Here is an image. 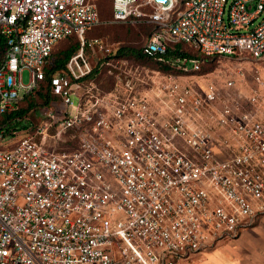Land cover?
Returning <instances> with one entry per match:
<instances>
[{
    "label": "built area",
    "instance_id": "2783aa9c",
    "mask_svg": "<svg viewBox=\"0 0 264 264\" xmlns=\"http://www.w3.org/2000/svg\"><path fill=\"white\" fill-rule=\"evenodd\" d=\"M112 9V21L154 24L148 53L184 40L204 55L264 59V0ZM99 21L98 0H0V116L45 79L58 40L80 38L51 76L62 108L28 131L0 124V264H183L264 213V92L247 95L234 77L182 81L116 51L93 64L84 51L101 40L86 30ZM96 68L113 75L110 87L89 77Z\"/></svg>",
    "mask_w": 264,
    "mask_h": 264
},
{
    "label": "rangeland",
    "instance_id": "374dc122",
    "mask_svg": "<svg viewBox=\"0 0 264 264\" xmlns=\"http://www.w3.org/2000/svg\"><path fill=\"white\" fill-rule=\"evenodd\" d=\"M99 8L100 21L86 37H98L101 43L97 44L94 49L86 48L84 51L85 55L90 58L93 64H96L100 57L110 55L113 51H116V54L122 58L135 61L130 57L120 55L118 49L121 46L133 48L143 46L146 43L147 37L150 35L151 26L147 21H142L143 23L141 24L132 20L112 21V0H99ZM75 41H77L76 37L62 39L56 44L54 52L67 48ZM102 46L104 48H102ZM186 47L192 52L196 51L190 44H186ZM182 74L183 75L180 77L182 81L194 83L198 79L202 85H206L207 81L210 79L223 81L228 77H234L236 80V88L245 92L247 95H253L257 89H259L260 92H264V86H261L255 77V75H261L264 83V59L256 60L241 56L216 55L210 57L209 60L201 66L200 71L184 72ZM22 79L26 83L30 81L29 69H24ZM50 90L51 89H49V91ZM24 93L25 90H21L23 97L19 101V106L27 107V98L33 99L35 102L34 105L28 109V118L32 120L33 127L45 120V113L49 107L54 106L58 109L62 108L61 97L56 98V101L50 103L49 100L42 99L38 96L36 91L30 92L28 96H24ZM75 134V131H71L64 136L67 139L73 140L71 141L73 146L76 145L77 142Z\"/></svg>",
    "mask_w": 264,
    "mask_h": 264
},
{
    "label": "trees",
    "instance_id": "16d2710c",
    "mask_svg": "<svg viewBox=\"0 0 264 264\" xmlns=\"http://www.w3.org/2000/svg\"><path fill=\"white\" fill-rule=\"evenodd\" d=\"M99 5V0H98ZM100 10V8H99ZM112 17H113V9H112ZM139 24L143 23L142 21L137 22ZM148 24L151 26V32L150 35L147 37V40L150 38L152 32L154 31V24L151 22H148ZM96 25V24H95ZM95 25L89 27L86 30V36L88 33H90ZM90 35V34H89ZM77 38V41H75L73 44L68 46L65 49H61L57 52H54V48L58 42H60L64 38ZM60 40H58L53 48L52 54L49 57V60L45 66L46 71V77L43 81H41L40 85L36 87L31 92H37V95L40 96L42 99L49 100L50 103L53 101H56L58 97H61L59 94L54 93L51 88V76L66 67L68 60L73 55V53L79 49L80 47V38L79 35L74 32L70 35L64 37ZM146 40V41H147ZM186 44H190L192 47L196 49L195 52H192L190 49L186 47ZM8 43L7 38L4 34L0 33V63L2 59L5 57V54L7 52ZM118 53L120 55L130 57L134 59L136 62L150 66L155 69H159L165 72H175V73H184L182 69L177 68L175 65H173V61L176 57H190V58H198L200 60V68L197 70H201V66H203L206 61L209 60L210 57L216 56L215 55H204L194 44L184 41V40H178V41H169L167 44V49L163 53H148L144 50V45L139 47H129V46H121L118 49ZM189 71H186L187 73ZM104 74V75H103ZM112 74L107 72L106 68L98 69L96 68L89 77H93L101 83L104 86L110 87V84L112 83ZM49 89H51L49 91ZM30 92L24 93V96H28ZM28 106L22 107L19 106L16 109H13L11 111H8L0 116V124L4 122H8L11 128L15 129H21L24 131L31 130L33 128V122L31 119L28 118V109L34 105L33 99L27 98Z\"/></svg>",
    "mask_w": 264,
    "mask_h": 264
},
{
    "label": "crops",
    "instance_id": "0c3cea01",
    "mask_svg": "<svg viewBox=\"0 0 264 264\" xmlns=\"http://www.w3.org/2000/svg\"><path fill=\"white\" fill-rule=\"evenodd\" d=\"M183 264H264V213L238 235L194 253Z\"/></svg>",
    "mask_w": 264,
    "mask_h": 264
}]
</instances>
